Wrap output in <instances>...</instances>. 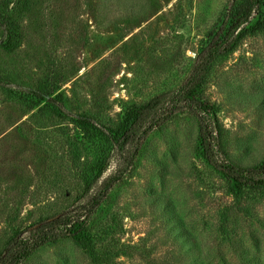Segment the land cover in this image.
Returning <instances> with one entry per match:
<instances>
[{
  "label": "rangeland",
  "instance_id": "rangeland-1",
  "mask_svg": "<svg viewBox=\"0 0 264 264\" xmlns=\"http://www.w3.org/2000/svg\"><path fill=\"white\" fill-rule=\"evenodd\" d=\"M228 1L31 0L20 44L8 54L0 48V69L32 87L50 78L70 114L114 124L128 106L186 80ZM3 85L0 248L15 229L72 202L87 152L71 116L25 114ZM203 93L219 107L228 157L264 160V30L215 64ZM196 133L194 116L181 112L139 144L88 224L96 249L109 256L102 264H264V189L231 194L196 155ZM22 264L94 263L63 238Z\"/></svg>",
  "mask_w": 264,
  "mask_h": 264
},
{
  "label": "trees",
  "instance_id": "trees-1",
  "mask_svg": "<svg viewBox=\"0 0 264 264\" xmlns=\"http://www.w3.org/2000/svg\"><path fill=\"white\" fill-rule=\"evenodd\" d=\"M30 6L31 0H0L3 52L11 53L20 44L22 21ZM263 30L264 0H229L218 26L200 43L186 80L128 106L114 124H101L85 114H70L64 104L63 91L50 78L45 77L32 87L18 84L11 73L0 69V86L5 84L6 92L24 106L25 114L71 116L87 150L79 170L81 189L72 202L15 229L0 248V264H22L39 247L63 238H70L94 264L109 259L96 249L88 224L112 187L132 165L139 144L154 127L181 112H188L196 119V155L221 176L231 194L239 198L245 191L264 189V160L240 165L228 157L220 141L219 107L203 93L215 64L233 52L246 37ZM10 83L16 87L9 86ZM116 155L119 156L117 164L106 175Z\"/></svg>",
  "mask_w": 264,
  "mask_h": 264
}]
</instances>
